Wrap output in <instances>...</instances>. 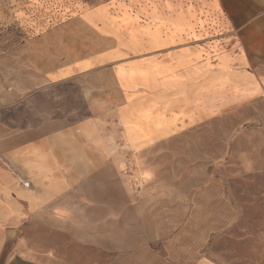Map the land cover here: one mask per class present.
Here are the masks:
<instances>
[{
	"label": "crops",
	"instance_id": "crops-1",
	"mask_svg": "<svg viewBox=\"0 0 264 264\" xmlns=\"http://www.w3.org/2000/svg\"><path fill=\"white\" fill-rule=\"evenodd\" d=\"M185 4L176 7L182 22L167 9L166 20L138 24L137 52L93 9L22 45L44 87L75 84L89 113L22 145L0 144V264H184L159 253L164 236L124 235V210L139 212L129 222L145 210L129 197L133 183L167 157L148 150L244 109L242 121L264 122V0ZM77 21L115 43L81 54ZM154 186L144 193L163 190Z\"/></svg>",
	"mask_w": 264,
	"mask_h": 264
},
{
	"label": "rangeland",
	"instance_id": "rangeland-1",
	"mask_svg": "<svg viewBox=\"0 0 264 264\" xmlns=\"http://www.w3.org/2000/svg\"><path fill=\"white\" fill-rule=\"evenodd\" d=\"M183 1L0 0L1 146L22 145L78 123L89 113L75 84L44 87L33 64L25 61L22 45L26 41L93 9L101 13L118 42L137 52L138 24L153 25L157 19L166 20L169 13L182 22L176 7ZM197 2L185 0L195 4V11ZM237 11H247L245 2L238 3ZM72 27L86 41L80 45L81 54L115 43L85 22L77 21ZM53 37L55 42L62 41L61 35ZM246 113L244 109L221 117L148 150L165 152L167 157L153 162L162 169H142L143 175L133 183L135 192L129 197L134 198L133 204L141 200L145 210L133 222L129 219L133 212L139 213L137 209L124 210L125 238L139 233L164 236L156 248L170 254L173 263L264 264V122L242 121ZM151 184L163 190L144 193ZM152 220L156 223L142 225ZM78 252L92 251L78 247Z\"/></svg>",
	"mask_w": 264,
	"mask_h": 264
},
{
	"label": "built area",
	"instance_id": "built-area-1",
	"mask_svg": "<svg viewBox=\"0 0 264 264\" xmlns=\"http://www.w3.org/2000/svg\"><path fill=\"white\" fill-rule=\"evenodd\" d=\"M23 185H24V187H27V188H29V187H30V185H29V182H28V181H24Z\"/></svg>",
	"mask_w": 264,
	"mask_h": 264
}]
</instances>
